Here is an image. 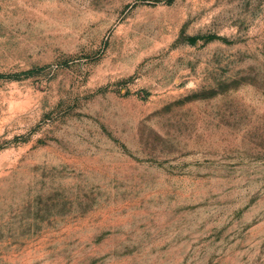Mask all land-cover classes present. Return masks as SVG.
Segmentation results:
<instances>
[{
    "label": "rangeland",
    "instance_id": "obj_1",
    "mask_svg": "<svg viewBox=\"0 0 264 264\" xmlns=\"http://www.w3.org/2000/svg\"><path fill=\"white\" fill-rule=\"evenodd\" d=\"M0 264H264V0H0Z\"/></svg>",
    "mask_w": 264,
    "mask_h": 264
}]
</instances>
